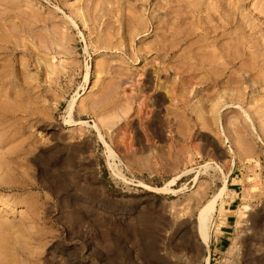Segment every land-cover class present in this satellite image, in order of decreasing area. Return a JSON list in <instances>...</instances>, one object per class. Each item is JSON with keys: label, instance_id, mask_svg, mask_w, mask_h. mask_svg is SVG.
<instances>
[{"label": "rangeland", "instance_id": "obj_1", "mask_svg": "<svg viewBox=\"0 0 264 264\" xmlns=\"http://www.w3.org/2000/svg\"><path fill=\"white\" fill-rule=\"evenodd\" d=\"M206 257L264 264V0H0V264Z\"/></svg>", "mask_w": 264, "mask_h": 264}, {"label": "bare ground", "instance_id": "obj_2", "mask_svg": "<svg viewBox=\"0 0 264 264\" xmlns=\"http://www.w3.org/2000/svg\"><path fill=\"white\" fill-rule=\"evenodd\" d=\"M208 7V6H207ZM212 9V8H211ZM211 15V14H210ZM70 121V120H69ZM73 123V122H72ZM78 124V123H81V122H75L74 124ZM107 149H108V153H109V156H114L116 155L112 149H110L108 146H107ZM171 181H169L168 183H171ZM214 210V199L210 200L209 202H207L202 208L201 210L199 211L200 215H199V220H198V231L200 233V236L203 240H208V233H207V228H206V221L209 214L212 213V211ZM208 224V223H207ZM205 264H209V258L206 257L205 258Z\"/></svg>", "mask_w": 264, "mask_h": 264}]
</instances>
